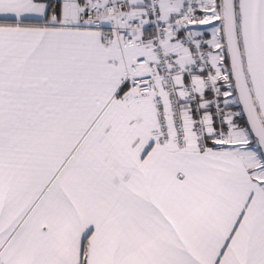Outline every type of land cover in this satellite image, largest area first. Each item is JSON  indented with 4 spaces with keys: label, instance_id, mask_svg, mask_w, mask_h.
<instances>
[{
    "label": "snow or ice",
    "instance_id": "snow-or-ice-1",
    "mask_svg": "<svg viewBox=\"0 0 264 264\" xmlns=\"http://www.w3.org/2000/svg\"><path fill=\"white\" fill-rule=\"evenodd\" d=\"M0 264H264V0H0Z\"/></svg>",
    "mask_w": 264,
    "mask_h": 264
}]
</instances>
